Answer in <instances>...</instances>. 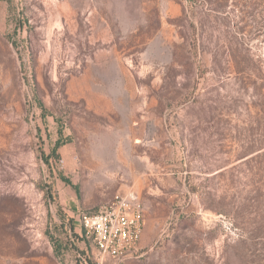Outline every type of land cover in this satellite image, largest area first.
<instances>
[{
  "label": "rangeland",
  "instance_id": "374dc122",
  "mask_svg": "<svg viewBox=\"0 0 264 264\" xmlns=\"http://www.w3.org/2000/svg\"><path fill=\"white\" fill-rule=\"evenodd\" d=\"M125 191L119 264H264V0L0 2V264H116Z\"/></svg>",
  "mask_w": 264,
  "mask_h": 264
},
{
  "label": "built area",
  "instance_id": "2783aa9c",
  "mask_svg": "<svg viewBox=\"0 0 264 264\" xmlns=\"http://www.w3.org/2000/svg\"><path fill=\"white\" fill-rule=\"evenodd\" d=\"M80 218L82 227L94 238L100 253L114 259L116 264L134 254L145 227V209L135 193L120 196L97 213L83 214Z\"/></svg>",
  "mask_w": 264,
  "mask_h": 264
},
{
  "label": "trees",
  "instance_id": "16d2710c",
  "mask_svg": "<svg viewBox=\"0 0 264 264\" xmlns=\"http://www.w3.org/2000/svg\"><path fill=\"white\" fill-rule=\"evenodd\" d=\"M2 1H6V0H0V2H2ZM61 134L63 133L62 131L60 132ZM65 144V142L64 141H60L59 143H57V145H56V147H55V154H56V150L59 148V147H61V146H63ZM47 162L49 163V159H47ZM98 212V210L95 208V209H93L92 210V212H88V213H84V214H94V213H97ZM83 228V227H82ZM83 230H84V228H83ZM84 232H86L85 230H84ZM55 250L57 251V252H59V247L58 246H56L55 245Z\"/></svg>",
  "mask_w": 264,
  "mask_h": 264
},
{
  "label": "crops",
  "instance_id": "0c3cea01",
  "mask_svg": "<svg viewBox=\"0 0 264 264\" xmlns=\"http://www.w3.org/2000/svg\"><path fill=\"white\" fill-rule=\"evenodd\" d=\"M131 193H136V192H130V191L128 192V191H125V192L123 193V195H126V196H127V195H130Z\"/></svg>",
  "mask_w": 264,
  "mask_h": 264
}]
</instances>
